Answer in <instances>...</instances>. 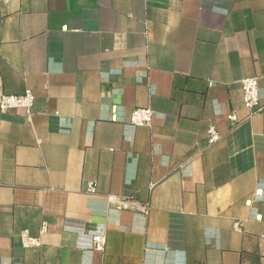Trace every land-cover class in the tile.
<instances>
[{"label": "crops", "instance_id": "obj_1", "mask_svg": "<svg viewBox=\"0 0 264 264\" xmlns=\"http://www.w3.org/2000/svg\"><path fill=\"white\" fill-rule=\"evenodd\" d=\"M244 78L264 107V0H0V96L35 97L0 113V264H264Z\"/></svg>", "mask_w": 264, "mask_h": 264}, {"label": "built area", "instance_id": "obj_2", "mask_svg": "<svg viewBox=\"0 0 264 264\" xmlns=\"http://www.w3.org/2000/svg\"><path fill=\"white\" fill-rule=\"evenodd\" d=\"M243 90V103L250 115L262 112L264 107L262 105V95L257 78H244L241 80ZM35 103V97L31 90L27 89L20 95L0 96V113H7L11 110H24L26 115L31 116ZM154 119V112L151 108H137L131 114L130 123L133 127L150 128ZM228 119L233 123H238V118L235 114L228 116ZM208 144L213 145L221 139V135L214 125L208 128ZM87 192L95 194L97 192V185L94 182L88 184ZM260 193V192H258ZM110 203L117 204L118 209H125L124 198H116L109 196ZM235 228L239 229V224H235ZM23 242L26 247H39L40 242L37 239L29 238L27 232L23 233ZM107 244L105 234H97L92 237V248L95 252L103 253Z\"/></svg>", "mask_w": 264, "mask_h": 264}]
</instances>
